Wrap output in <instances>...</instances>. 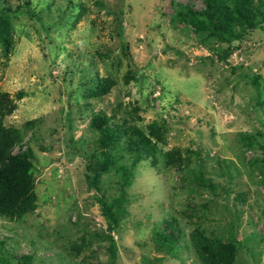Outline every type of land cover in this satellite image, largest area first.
Segmentation results:
<instances>
[{
	"label": "rangeland",
	"instance_id": "rangeland-1",
	"mask_svg": "<svg viewBox=\"0 0 264 264\" xmlns=\"http://www.w3.org/2000/svg\"><path fill=\"white\" fill-rule=\"evenodd\" d=\"M203 1L6 0L18 10L14 50L0 51V92L17 108L4 124L20 132L13 153L32 164L35 200L0 215L4 264H112L97 197L121 194L117 264H208L195 231L234 238V264H264V0H248L253 25L228 2L240 35L230 43L177 18ZM106 77L115 87L91 98ZM101 114L145 133L156 123L163 141L157 166L125 157L98 173L96 191L88 167L107 149L90 120ZM167 151L185 165L166 167Z\"/></svg>",
	"mask_w": 264,
	"mask_h": 264
},
{
	"label": "trees",
	"instance_id": "trees-1",
	"mask_svg": "<svg viewBox=\"0 0 264 264\" xmlns=\"http://www.w3.org/2000/svg\"><path fill=\"white\" fill-rule=\"evenodd\" d=\"M204 8L196 11L191 7H184L177 12V18L186 22L197 32H206L210 36L217 38L223 43H230L240 35L232 30V23L235 21L227 8L228 2L232 4L231 12L245 16L249 25L252 24V15L247 18V12H251V4L248 0H204ZM29 2L26 3V6ZM18 9H11L6 0H0V51L2 56L8 57L14 50L15 41L10 15ZM237 14V15H238ZM239 16V15H238ZM115 81L110 77L98 80L96 88L89 92L91 98H103L115 87ZM22 92H18L15 99H21ZM16 103L6 92H0V215L12 216L20 211L32 207L35 200L33 181L31 178L32 164L26 154H14L13 149L19 143L21 135L18 129L6 126L4 120L16 110ZM91 128L98 132L100 144L104 151V163L98 169L88 167L94 173L92 184L96 191H100L97 186L98 173L108 170L111 166H116L125 157L130 158V166L138 164L143 159H151V165L157 166L159 154L158 143L163 141V134L156 123L147 126V133L127 119L107 117L105 115H95L90 120ZM166 167H181L185 165L176 151H167L162 154ZM119 162V163H118ZM120 164L121 171L125 174L126 169ZM126 175V174H125ZM131 173H127V178L123 179L125 184ZM97 202L101 214L107 223V238L109 241L108 252L111 263L117 264V246L113 238V233L119 224L123 205L126 199L123 194L107 202L103 195L97 197ZM160 240L167 248H172V243L161 235ZM195 247L201 253L208 264H234L238 251L237 241L232 238L230 242L223 243L220 239H209L200 231L193 234ZM20 264H29V256L17 258ZM5 260L0 256V264Z\"/></svg>",
	"mask_w": 264,
	"mask_h": 264
}]
</instances>
